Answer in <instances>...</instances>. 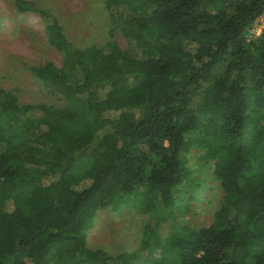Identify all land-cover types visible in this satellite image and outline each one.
Segmentation results:
<instances>
[{
    "label": "trees",
    "instance_id": "16d2710c",
    "mask_svg": "<svg viewBox=\"0 0 264 264\" xmlns=\"http://www.w3.org/2000/svg\"><path fill=\"white\" fill-rule=\"evenodd\" d=\"M12 2L38 13L61 56L32 76L91 117L0 87V264H264V30L247 37L264 0H104L130 49L72 48L50 11ZM193 148L213 160L222 191L197 229L175 219ZM123 196L153 219L139 248L88 247L97 210Z\"/></svg>",
    "mask_w": 264,
    "mask_h": 264
},
{
    "label": "rangeland",
    "instance_id": "374dc122",
    "mask_svg": "<svg viewBox=\"0 0 264 264\" xmlns=\"http://www.w3.org/2000/svg\"><path fill=\"white\" fill-rule=\"evenodd\" d=\"M26 1L56 17L72 48L99 46L107 41L115 42L121 49L131 48L120 32L119 14L107 10L104 0ZM45 61L61 66V56L47 43L38 13L17 12L12 0H0V87L15 95L21 104L66 107L78 119L89 120L91 114L81 103L48 93L32 76L29 67ZM222 70V66H215L212 78L220 76ZM16 131L21 134L19 126ZM87 164V160L79 161L74 170H82ZM184 168L175 192V219L194 229L208 226L222 197L220 185L212 174L213 160L204 155L203 149L193 148L185 158ZM32 186L25 187L23 195L29 194ZM145 226L152 227L153 219L123 196L117 205L97 210L86 232V244L90 248L100 247L110 255L132 252L139 248ZM168 230L166 219L159 224L157 233L164 236Z\"/></svg>",
    "mask_w": 264,
    "mask_h": 264
},
{
    "label": "built area",
    "instance_id": "2783aa9c",
    "mask_svg": "<svg viewBox=\"0 0 264 264\" xmlns=\"http://www.w3.org/2000/svg\"><path fill=\"white\" fill-rule=\"evenodd\" d=\"M264 30V12L247 29V37H257Z\"/></svg>",
    "mask_w": 264,
    "mask_h": 264
}]
</instances>
